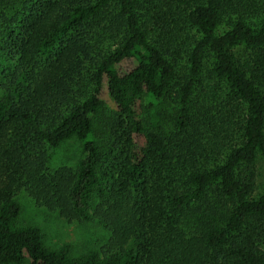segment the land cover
I'll list each match as a JSON object with an SVG mask.
<instances>
[{
	"label": "trees",
	"instance_id": "obj_1",
	"mask_svg": "<svg viewBox=\"0 0 264 264\" xmlns=\"http://www.w3.org/2000/svg\"><path fill=\"white\" fill-rule=\"evenodd\" d=\"M0 92V264H264V0H0ZM19 190L101 255L48 248Z\"/></svg>",
	"mask_w": 264,
	"mask_h": 264
},
{
	"label": "rangeland",
	"instance_id": "obj_2",
	"mask_svg": "<svg viewBox=\"0 0 264 264\" xmlns=\"http://www.w3.org/2000/svg\"><path fill=\"white\" fill-rule=\"evenodd\" d=\"M129 66L130 64H126L125 69ZM112 112V107L107 102V106L95 119L96 138L100 144L101 140L107 137V134H105L106 126ZM80 156L79 142L74 138L70 139L54 151L51 158V166L54 169L61 166L74 168ZM255 168L257 173L256 193H261L264 190V158H257ZM14 198L21 205L19 225L39 227L43 233L45 245L48 248L57 249L63 244H68L71 247V255L73 257L83 256L90 251H95L101 255L107 244L109 233L97 220L89 222L66 221L60 218L57 213L50 212L36 205L24 190L16 191ZM89 212L92 214L93 208L90 207Z\"/></svg>",
	"mask_w": 264,
	"mask_h": 264
}]
</instances>
